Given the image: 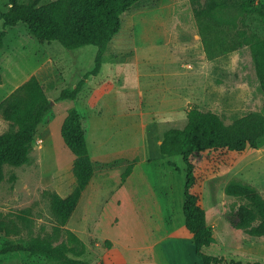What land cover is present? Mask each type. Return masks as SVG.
Masks as SVG:
<instances>
[{"label":"rangeland","instance_id":"obj_1","mask_svg":"<svg viewBox=\"0 0 264 264\" xmlns=\"http://www.w3.org/2000/svg\"><path fill=\"white\" fill-rule=\"evenodd\" d=\"M255 2L264 8V0ZM192 7L190 0H142L133 5L122 15L121 29L99 73L88 76L76 100L61 101H56L60 91L74 88L94 68L97 48L67 50L56 41L37 40L24 23L11 27L0 19V103L32 76L51 101L34 136L29 163L3 167L0 212L18 233L0 232V247L35 238L49 239L54 246L65 241L66 234L55 230L47 192L55 191L63 176L59 170L74 158L60 129L67 111L75 108L93 169L113 168L101 186L94 187L99 197H88L82 218L74 217L67 225L78 230L86 244L78 259L87 264H203L185 228L186 166L181 157L160 155L162 135L184 127L191 108L211 111L231 124L262 111L263 95L250 46L207 59ZM8 8L9 0H0V14ZM237 26L264 38V18L258 14L238 19ZM9 128L0 112V134ZM130 164H137L135 179L117 188L126 179L121 167ZM192 164L191 192L215 238L203 251L220 258L216 264H264V236L235 227L238 208L247 201L225 192L235 181L252 186L264 198V138L255 149L212 150L193 157ZM47 262L41 255L20 252L3 257L0 264Z\"/></svg>","mask_w":264,"mask_h":264},{"label":"trees","instance_id":"obj_2","mask_svg":"<svg viewBox=\"0 0 264 264\" xmlns=\"http://www.w3.org/2000/svg\"><path fill=\"white\" fill-rule=\"evenodd\" d=\"M43 0H9V8L0 14L5 26L24 23L31 35L42 42H58L63 48L73 50L82 46H95L97 53L94 68L86 73L72 89H62L56 99L76 100L88 76H96L101 68L103 55L122 25V15L142 0H51L40 6ZM199 35L207 59L212 60L250 46L260 90L263 95V109L251 112L225 124L211 112L191 108L188 121L182 128H172L163 133L159 153L163 158L181 157L186 166L183 215L185 228L192 235L195 253L203 264L220 263V258L203 251L215 242L213 232L207 225L206 212L198 204L197 196L191 192L195 183L192 158L212 150L242 152L257 148L264 138V38L250 34L237 26L248 14L264 18V8L255 0H190ZM0 35V48L3 45ZM51 109L42 84L32 76L0 103L3 118L10 122V128L0 134V181L4 165L20 167L29 163L32 142L39 124ZM65 146L74 155L72 173L75 187L66 197L55 191L47 192L50 208L56 219L55 230L66 234L59 245L49 239L35 238L31 241H8L0 247V263L3 257L14 253L41 255L47 264H87L78 259L86 251V244L66 227L75 210L82 192L93 175V164L89 155L84 128L75 108L67 111L60 129ZM128 165L123 177L132 171ZM229 196L247 201L238 208L237 229L250 236H264V198L250 185L231 181L225 187ZM0 232L17 234L15 224L7 221L0 212Z\"/></svg>","mask_w":264,"mask_h":264},{"label":"crops","instance_id":"obj_3","mask_svg":"<svg viewBox=\"0 0 264 264\" xmlns=\"http://www.w3.org/2000/svg\"><path fill=\"white\" fill-rule=\"evenodd\" d=\"M112 44V41L111 43L109 44L105 54L103 55V61L104 59L107 57L108 55V51L110 49V46ZM63 140V139H62ZM161 142V141H160ZM86 143H87V137H86ZM63 144V143H62ZM65 146V144H64ZM87 147H88V151H89V155H90V158L92 159V155H91V150L88 146V143H87ZM71 152V151H70ZM74 157V156H73ZM99 157L101 158V156L99 155ZM75 158V157H74ZM74 158L72 161H70V164H68L67 166H65V168L63 170H59V172H61L63 174V176L61 177V179L59 180L60 182L55 186V192L58 193L61 197H66L68 196L71 191L73 190V188L75 187V183H76V180H75V177L74 175H70V171L72 172V166H73V161H74ZM127 168V167H126ZM126 168H123L121 167V174L122 175ZM111 171H113V168L111 170L109 169H105L104 171H95V169H93V175H92V178L88 184V186L85 188V190L82 192V195L78 201V204L75 208V210L73 211L70 219L74 218V217H79V218H82V208L83 206L85 205V203L88 201V197H92V198H97L99 197V193H96L94 191V187H98V186H101V184L103 183V181L106 179L107 175H109L111 173ZM73 174V173H72ZM137 174V164L133 166L132 168V171L131 173L126 177L124 183L121 185H117V188H123L125 187L127 184H129L130 181L134 180L135 179V176ZM96 177H97V181L96 183H94V180H96ZM121 181V178L119 179V182ZM122 182V181H121ZM106 198H109L108 196ZM121 200V199H120ZM122 203V202H121ZM117 206H121V204L117 205ZM96 218V215L94 214L93 215V219ZM69 219V221H70ZM91 219V218H90ZM118 219V218H117ZM68 221V223H69ZM67 223V225H68ZM66 225V227H67ZM68 228V227H67ZM71 231H75V234L78 235V237H81V233H79L78 230L74 229L73 227H70ZM199 257V256H198ZM120 260H116L115 261V264H120Z\"/></svg>","mask_w":264,"mask_h":264}]
</instances>
